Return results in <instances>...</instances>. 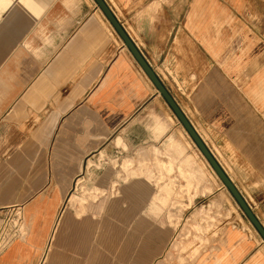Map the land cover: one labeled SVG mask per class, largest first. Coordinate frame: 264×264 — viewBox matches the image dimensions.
<instances>
[{
    "label": "crops",
    "instance_id": "obj_1",
    "mask_svg": "<svg viewBox=\"0 0 264 264\" xmlns=\"http://www.w3.org/2000/svg\"><path fill=\"white\" fill-rule=\"evenodd\" d=\"M105 2L264 227V34L251 17L264 11L262 1ZM163 100L167 104L95 0H0V222L12 205H22L25 217L23 233L0 251V264H58L65 254L55 242L61 211V223L86 230L89 200L77 193L69 197L86 157L116 135L137 140L136 129H145L147 141L156 144L153 152L160 151L170 141V132L160 136L170 125L159 112ZM116 142L123 144L120 137ZM201 155L204 160L192 170L198 176L213 170ZM146 160L140 158L139 168L148 177ZM132 163L126 158L122 168L128 171ZM92 166L89 159L87 173ZM116 167L114 162L94 183L93 202L99 194L111 197L105 204L112 213L99 220V238L131 245L137 200L144 209L150 192L132 185L117 194ZM221 193L226 194L210 193L205 210L210 205L213 211ZM228 193L232 203L223 201L234 210L228 212L234 223L203 249L197 244L181 264H264L263 238ZM72 196L82 202L79 210L70 207ZM96 209L107 208L103 203ZM200 209H179V237L188 222L199 226ZM154 241L152 234L143 262L154 261ZM71 254L67 264H74Z\"/></svg>",
    "mask_w": 264,
    "mask_h": 264
},
{
    "label": "rangeland",
    "instance_id": "obj_2",
    "mask_svg": "<svg viewBox=\"0 0 264 264\" xmlns=\"http://www.w3.org/2000/svg\"><path fill=\"white\" fill-rule=\"evenodd\" d=\"M261 1L264 5V0ZM251 17L256 22H261V28L264 34V11L261 14L252 13ZM175 91L177 90H173V92ZM159 112H164L170 123L165 131L160 132V136L170 132V141H164L166 146L164 145L161 148L159 146L157 147L160 151L157 149L153 152L156 144L147 141L144 136L146 134L145 129H136L135 133L138 134L137 140L133 141L127 135L119 134L118 136L112 137L100 151L91 153L86 157L85 167H83V171L75 178L69 193V197L71 194L77 193L89 200L86 205V230L76 229L69 223H59L60 227L55 242L60 243L59 245L62 246V251L60 252H65V254H60L58 264H67L68 261L71 263V252L73 253L74 264H157L159 261L164 262V264H181L184 262L182 258L186 255H191L192 251L198 246L197 244L203 249V246L207 244L206 242L209 243L212 235L214 236L215 233L216 235L217 233L220 235L227 224L234 223V220L230 218L231 215H228L231 206H226L223 201L227 200L229 203L230 201L232 203V200L228 198L230 195L226 189H222L220 180L209 165L207 164L211 171L204 169L202 176L193 173V168L200 166L204 159L182 125L176 120L174 112L164 100L163 110L160 109ZM146 130L147 132L150 131V134H153L150 127L146 128ZM118 137L122 139L124 145L116 142ZM152 139L155 140L156 138L154 137ZM101 152H103V157L99 160ZM142 156L147 159L143 163L148 164V177L146 174L141 173L139 168L140 158ZM126 158L133 160L128 171L122 168ZM89 159H93L96 166H92L87 173L86 165ZM114 162H116V171H118L117 175L114 176L117 183L114 191L117 194L125 195L132 185L136 192H141L143 189H147L150 192V199L147 200L144 209H142L143 206L139 202V199L137 200V227L131 245L121 239L116 241L109 239L108 243H104L100 240L101 237L99 238V220L105 214L110 216L112 213V209L109 208L110 206L105 204L107 201H110L109 199L111 197L109 194H105V196L99 194V199L93 202L92 199L95 195L93 190L98 187L94 183L98 182L106 171L113 166ZM91 176L92 180L90 181ZM80 177H84V179L77 186L76 183ZM125 178L127 179L125 180ZM83 185L84 188L82 189ZM106 185L107 192H111V184L108 183ZM220 189L225 191L227 196L221 193L219 195V202L214 205L212 204L213 211H210V205L207 208L209 210H205V206L207 207V204L210 203V193L213 192L215 193L214 196H218L221 191ZM153 193L169 195L170 199H159V196ZM184 194L188 198L187 201L183 198L179 199V196ZM192 195L203 196V199L194 200ZM67 201L64 207L67 205ZM102 202L107 209H96L98 205L103 204ZM195 207H201L198 212L203 215V220L208 219V222L204 226L202 220L198 227L188 222L182 229L181 237H179L178 223L182 222L184 218L179 217V209L181 208L183 211L185 209V212L190 214L192 209L195 210ZM235 207H237L236 204ZM231 210L234 211L233 209ZM68 212L71 220L74 219L75 215L73 212L71 210ZM211 212L212 217L209 214ZM93 213H96V216H93ZM61 214L62 211L59 216V222L61 220ZM163 228L167 230L163 231ZM152 234L155 237L154 261L152 263H146L142 261V256L146 249L144 245H146L147 239ZM174 241L177 242L176 247L173 244ZM66 252L69 253H67L68 256ZM194 253L193 256L198 254V251ZM137 259L138 262H135Z\"/></svg>",
    "mask_w": 264,
    "mask_h": 264
},
{
    "label": "water",
    "instance_id": "obj_3",
    "mask_svg": "<svg viewBox=\"0 0 264 264\" xmlns=\"http://www.w3.org/2000/svg\"><path fill=\"white\" fill-rule=\"evenodd\" d=\"M95 1L97 2L98 6L103 11V13L106 15V17L109 19V21L111 22L117 33L123 39L125 45L132 52V54L134 55V57L136 58V60L144 70V72L153 82L158 93L162 95V97L165 99L167 104L174 112L175 116L178 118L180 123L183 125L185 130L190 135L195 145L204 155L206 160L209 162L210 166L213 168L214 172L217 174V176L223 182L225 187L228 189V191L230 192L236 203L239 205L245 216L249 219V221L252 223V225L255 227V229L258 231V233L261 235V237L264 240V227L261 225L257 217L254 215L248 203L246 202L240 191L237 189V187L234 185V183L230 180V178L228 177V175L226 174L220 163L217 161L213 153L210 151V149L201 139L195 128L192 126L187 116L180 108L179 104L176 102V100L168 91V89L164 86V84L162 83L156 72L149 65L147 60L144 58V56L138 49V47L134 44L128 33L125 31V29L123 28L121 23L117 20L110 7L105 2V0H95Z\"/></svg>",
    "mask_w": 264,
    "mask_h": 264
},
{
    "label": "built area",
    "instance_id": "obj_4",
    "mask_svg": "<svg viewBox=\"0 0 264 264\" xmlns=\"http://www.w3.org/2000/svg\"><path fill=\"white\" fill-rule=\"evenodd\" d=\"M25 224L22 205H12L3 209L0 222V251L23 233Z\"/></svg>",
    "mask_w": 264,
    "mask_h": 264
},
{
    "label": "bare ground",
    "instance_id": "obj_5",
    "mask_svg": "<svg viewBox=\"0 0 264 264\" xmlns=\"http://www.w3.org/2000/svg\"><path fill=\"white\" fill-rule=\"evenodd\" d=\"M76 200V197H71V199H70V201H69V203H70V207H72V208H76L77 210H79L81 207H82V202H79L78 203V201H75ZM62 216H61V220H60V222L59 223H61L62 222ZM75 222H77V220H75ZM55 228V227H54ZM53 236V235H52ZM48 248V247H47ZM51 249V244H50V246H49V248H48V250H47V252L49 251ZM43 261V260H42ZM40 263V262H39ZM160 264H162V263H160Z\"/></svg>",
    "mask_w": 264,
    "mask_h": 264
}]
</instances>
